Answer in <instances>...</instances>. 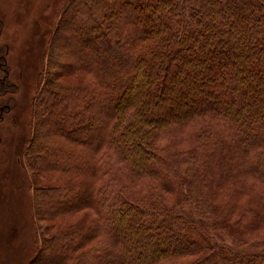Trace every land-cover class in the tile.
<instances>
[{"label":"trees","instance_id":"trees-1","mask_svg":"<svg viewBox=\"0 0 264 264\" xmlns=\"http://www.w3.org/2000/svg\"><path fill=\"white\" fill-rule=\"evenodd\" d=\"M43 54L28 264H264V0H68Z\"/></svg>","mask_w":264,"mask_h":264},{"label":"rangeland","instance_id":"rangeland-1","mask_svg":"<svg viewBox=\"0 0 264 264\" xmlns=\"http://www.w3.org/2000/svg\"><path fill=\"white\" fill-rule=\"evenodd\" d=\"M67 1L0 0V79L6 75L9 80L0 91V264H28L40 242L39 226L51 222L33 213L35 176L24 156L34 124L32 104L44 66L43 51ZM141 8L151 9L146 4ZM75 22L73 17L72 24ZM219 199L217 196L216 201ZM95 217L93 210L84 208L64 217L63 222ZM251 232L253 237L264 238L262 226ZM261 247L250 243L234 249L256 252Z\"/></svg>","mask_w":264,"mask_h":264}]
</instances>
